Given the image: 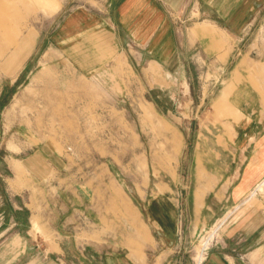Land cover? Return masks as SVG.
I'll return each instance as SVG.
<instances>
[{
  "label": "rangeland",
  "instance_id": "rangeland-1",
  "mask_svg": "<svg viewBox=\"0 0 264 264\" xmlns=\"http://www.w3.org/2000/svg\"><path fill=\"white\" fill-rule=\"evenodd\" d=\"M44 1L0 0V173L8 180L12 175L3 166L5 147L9 140L17 141L20 133L26 140L23 147L46 143L57 150L65 167L60 173L51 171L55 179L68 177L87 192L117 197L126 192L142 204L159 190V199L164 197L169 207L166 197L181 192L182 184L184 197L187 192L190 197L193 194L191 169L184 163L177 165L181 131L188 133L185 138L191 148L192 132L201 122L208 123L215 116L219 121L230 112L228 105L219 109L214 101L221 93L229 96L236 81H248L255 87L264 114V6L253 9L252 24L222 41L226 48L220 59L233 50L223 67L192 56L188 58L192 73L184 71L171 78L158 64L151 79L140 66L133 70L135 59L127 46L125 52H116L112 23H106L104 17L109 14L116 20L118 14L114 9L107 12L105 0H52L50 6ZM125 29L122 26L120 34L129 40ZM131 45L129 49L136 51L137 46ZM117 57L121 67H117ZM188 77L193 82L190 91L181 85ZM172 83L177 84L169 88ZM156 84L165 86L151 88ZM154 99L158 110L151 103ZM173 101L175 111L170 115ZM9 145L18 150L12 142ZM187 154L188 147L183 152L185 157ZM214 155L211 152L207 157L213 159ZM225 155L228 159L230 153ZM10 165L14 190L20 191L25 181L29 184L12 200L3 196L1 207L7 208L6 218L11 212L9 219L14 216L28 226V210L17 206L28 201L37 212L48 213L46 191L32 182L18 159L11 157ZM257 190H264V180ZM178 203L180 225L175 238L153 245L152 250L132 249L133 254H144L148 264H197L202 247L205 255L222 228L214 231L216 225L229 213L223 215L219 210L201 225L191 204L185 207L181 199ZM49 222L47 217L33 216L37 234L32 229L31 234L36 247L37 242L47 245L53 240ZM82 230L78 229L84 236Z\"/></svg>",
  "mask_w": 264,
  "mask_h": 264
},
{
  "label": "crops",
  "instance_id": "crops-1",
  "mask_svg": "<svg viewBox=\"0 0 264 264\" xmlns=\"http://www.w3.org/2000/svg\"><path fill=\"white\" fill-rule=\"evenodd\" d=\"M105 3L108 13L114 9L118 14L116 20L109 14L104 17L106 23H112L116 52L120 54L122 49L125 52L127 46L128 53L135 59L133 70L140 66L141 72L151 79L158 64L171 78L184 71L192 73L188 59L192 56L223 67L231 59L233 50L226 51L224 59H220L219 55L226 48H222V41L236 37L237 32L252 24L253 9L264 6V3H248L247 0H105ZM119 25L126 28L129 40L120 34ZM131 44L137 46L136 51L129 49ZM115 62L117 67L122 66L119 57ZM183 81L186 83L181 84L183 88L190 91L192 78ZM175 84H169V88ZM158 86L165 85L156 84L151 88ZM214 102L219 109L223 105L230 106V112L219 121L215 116L208 123L201 122L192 132L191 148L185 138L188 133L181 131L177 165L184 163L191 169L193 194L190 197L187 192L184 197L182 184L181 192L166 197L169 207L164 197L159 199V190L151 195L154 203L147 200L142 204L126 192L118 197L108 192H87L68 177L55 179L51 171L55 169L60 173L65 167L57 150L46 143L23 147L25 137L17 133V141L7 142L3 166L12 179L14 170L10 160L11 157L18 159L27 175H31L32 182L46 191L44 201L50 211L37 212L27 201L17 208L28 210V226L14 216L9 219L11 212L6 218L7 208L1 207L3 196L6 201L12 200L13 195L26 190L25 184L29 183L25 181L20 191L14 190L10 179L0 173L3 189L0 190V264H148L144 254H133L131 250H152L153 245L157 247L175 238L180 225V199L185 207L191 204L201 225L211 214L218 215L219 210L223 215L229 213L216 225L214 231L220 225L222 228L205 255L204 247L198 251L197 264H264V190H257L264 180L261 97L248 81H236L229 96L221 93ZM151 103L157 109L155 99ZM173 104L174 101L168 109L170 115L175 111ZM11 142L18 150L10 147ZM211 152L215 154L213 159L207 157ZM226 152L230 153L228 159ZM169 188H172L170 183ZM134 191L140 195L135 185ZM139 198L143 200L141 195ZM36 214L49 219L48 229L55 235L47 245L37 242V247L31 234V229L37 234L32 226ZM81 228L84 236L78 231Z\"/></svg>",
  "mask_w": 264,
  "mask_h": 264
},
{
  "label": "bare ground",
  "instance_id": "bare-ground-1",
  "mask_svg": "<svg viewBox=\"0 0 264 264\" xmlns=\"http://www.w3.org/2000/svg\"><path fill=\"white\" fill-rule=\"evenodd\" d=\"M46 6H50V4L52 3V0H45L44 2H43ZM227 100H228V98H227ZM228 102V101H227ZM230 107V106H229Z\"/></svg>",
  "mask_w": 264,
  "mask_h": 264
}]
</instances>
